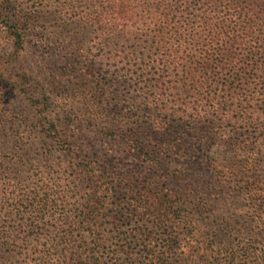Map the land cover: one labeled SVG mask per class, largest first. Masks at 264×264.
Returning <instances> with one entry per match:
<instances>
[{"label":"trees","instance_id":"16d2710c","mask_svg":"<svg viewBox=\"0 0 264 264\" xmlns=\"http://www.w3.org/2000/svg\"><path fill=\"white\" fill-rule=\"evenodd\" d=\"M48 29L114 61L34 77ZM0 34V264H264V0H0Z\"/></svg>","mask_w":264,"mask_h":264},{"label":"rangeland","instance_id":"374dc122","mask_svg":"<svg viewBox=\"0 0 264 264\" xmlns=\"http://www.w3.org/2000/svg\"><path fill=\"white\" fill-rule=\"evenodd\" d=\"M50 31L48 29L47 32H41L37 31L38 37L43 38L47 41L48 44L45 42H40L37 40H32L29 43V49L27 53V56L25 57V63L22 65V69H26L28 72L30 71L34 77H44L46 75L45 71L46 68L49 70H52V64L55 62L56 58L54 51H51V49L58 44H62L68 47L69 41L62 39L60 41L58 40H51L50 37ZM55 34V33H53ZM5 40L3 39V35L0 34V55L1 53H4L8 47L4 46ZM42 43V44H39ZM99 40L96 39V34L93 33V35H88L86 38L82 39L81 42L74 43L73 45H76L73 48H79L83 54H85L84 57H87L88 60H94L95 62L99 63L97 59H102V64L105 66V64L112 63L113 58H109L107 56H99L98 49L95 51L94 47L98 48ZM71 54V52H68ZM61 56V55H59ZM62 57V56H61ZM63 61H65L63 59ZM106 68V67H105ZM2 159V158H0ZM125 160H123L124 162ZM135 164V163H133ZM5 177L6 179H2V185L0 186V204L3 203V209L0 212V220L5 219V215L9 213H4L8 209H13L12 205L15 200L16 195V189L18 186V183L13 181V175L9 174L6 176H0ZM22 185L30 186V181L26 179V174H23L22 178ZM170 188L178 189L179 186L176 184H173L171 182L168 183Z\"/></svg>","mask_w":264,"mask_h":264}]
</instances>
